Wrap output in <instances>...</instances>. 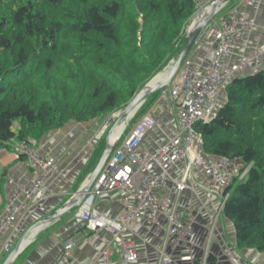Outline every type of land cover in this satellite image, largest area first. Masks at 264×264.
Returning a JSON list of instances; mask_svg holds the SVG:
<instances>
[{
	"label": "trees",
	"instance_id": "16d2710c",
	"mask_svg": "<svg viewBox=\"0 0 264 264\" xmlns=\"http://www.w3.org/2000/svg\"><path fill=\"white\" fill-rule=\"evenodd\" d=\"M196 11L195 0H0V150L124 109L178 57ZM226 95L199 127L201 151L254 163L223 215L238 248L264 251V70L233 80Z\"/></svg>",
	"mask_w": 264,
	"mask_h": 264
},
{
	"label": "crops",
	"instance_id": "0c3cea01",
	"mask_svg": "<svg viewBox=\"0 0 264 264\" xmlns=\"http://www.w3.org/2000/svg\"><path fill=\"white\" fill-rule=\"evenodd\" d=\"M195 1L199 10L214 0ZM248 1L252 4L249 5ZM241 17L246 18L249 25L242 31L241 38L231 44L224 63L228 66L237 65L243 57L254 60L244 70L238 72L233 80L264 70V51H260L264 46V0H232L216 14L176 77L179 78L187 72L196 76L204 75L210 69L217 44L212 30H217ZM162 74H168L167 70ZM151 100L148 104L152 106L151 116L156 120V127L142 141L141 150L155 153L177 134L180 121L176 100L163 94ZM226 101L227 95L224 90L216 98L217 113ZM103 120L84 123L70 121L63 128L37 140L39 155L58 162L59 175L52 186L50 198L21 222L19 238L14 242L16 245L35 223L53 214L85 183L98 161L96 154L101 141L98 145H93V141L101 129ZM125 132L117 134L116 138L120 135L122 138ZM19 142L16 137L7 144V149L0 150V219L13 207V188L10 181L26 184L33 177L26 158H22L16 151ZM154 174L159 175L160 171L156 169ZM169 175L174 181L182 180L184 165L179 162L170 170ZM195 180L198 183L197 191L183 192L178 202L182 209H192L194 212L196 218L194 234L187 248L167 245L165 251L172 257L171 264H205L209 256L216 258V264H233L227 257L229 250L239 252L242 264H264V251L256 247H237L234 224L224 217L223 211L216 220V212L221 208V202L210 200L209 180L199 169H195ZM172 191L173 189L166 190L168 193ZM134 203L126 190L118 189L97 195L92 206L101 213L111 210L113 216H118L130 209ZM78 209L30 234L28 239L24 240V246L13 264H56L62 257L63 244L67 239H72L76 245L70 264H106L100 254L109 235L104 231L95 233L88 231L85 223L75 215ZM1 235L2 238L5 236ZM124 239L133 243L139 259L134 262H123L114 254L108 264L158 263L159 250L165 244L163 229L142 219L139 231L128 232ZM8 256H5L0 264H3Z\"/></svg>",
	"mask_w": 264,
	"mask_h": 264
},
{
	"label": "built area",
	"instance_id": "2783aa9c",
	"mask_svg": "<svg viewBox=\"0 0 264 264\" xmlns=\"http://www.w3.org/2000/svg\"><path fill=\"white\" fill-rule=\"evenodd\" d=\"M247 3L252 4L251 1ZM248 25L247 19L241 17L212 30L217 44L210 69L202 76L187 72L179 78L175 77L170 87L162 90L163 96L177 101L180 124L177 134L157 152L141 150L142 141L156 127V120L151 115L141 116L122 138L121 135L117 137L116 148L98 175L87 200L75 214L85 223L88 231H104L109 235L100 254L106 264L112 261L114 254L123 262L139 259L135 246L126 241L124 236L128 232L139 231L142 219L163 229L165 244L159 250L157 264L172 263V257L165 251L168 244L184 248L190 246L196 218L192 209H182L178 202L183 192L197 191L195 169L201 170L209 180L210 200L221 202L216 220L231 196L230 189L234 182L247 179L254 163H247L240 157L215 159L204 155L201 151L202 133L195 126L209 124L216 117V98L220 92L226 90L238 72L254 62L243 57L237 65L228 66L224 63L231 44L241 38L242 31ZM260 51H264V46ZM107 128L97 132L93 145H98L104 139ZM38 145L36 139L29 138L20 141L16 148L17 153L26 158L33 177L26 184L10 181L13 207L0 219V263L16 247L14 242L19 238L23 219L50 198L52 186L59 175L58 162L41 157ZM179 162L184 165V177L174 181L169 172ZM156 169L160 171L159 175L154 174ZM118 189L126 190L135 202L123 214L113 216L111 210L101 213L92 206L97 195ZM167 189L173 191L168 193ZM1 234L5 236L2 238ZM75 247L74 241L67 239L63 244L62 257L56 264H70ZM227 257L233 264H242L237 250H229Z\"/></svg>",
	"mask_w": 264,
	"mask_h": 264
},
{
	"label": "water",
	"instance_id": "95a60500",
	"mask_svg": "<svg viewBox=\"0 0 264 264\" xmlns=\"http://www.w3.org/2000/svg\"><path fill=\"white\" fill-rule=\"evenodd\" d=\"M230 1L232 0H214L212 3L208 4L194 15V17L191 19L186 28V38L182 50L178 55L177 59L171 62V66L169 67L170 71L167 79L164 82L155 85L153 84V81L149 82L133 98V100H131L129 104L118 113L117 118H115V123L113 127L109 130L106 135L105 148L103 154L101 155L99 162L97 163L93 172L88 176L85 183L79 188V190H77L73 194L72 198H70L66 203H64L60 207H58L53 214L35 223L25 234V236L18 242L14 250L9 254L3 264H13L14 260L17 256H19L24 246V240L30 234H32L34 231L43 229L45 226L50 225L53 222L58 221L63 216L74 211L75 209H78L84 203V201L87 200L88 193L90 192L98 175L102 171L107 160L109 159L118 144V140L116 138L117 128L125 120L130 118L133 113L137 112L143 106L148 97L152 96L158 91H162L163 89L170 87L174 78L181 71L188 57L193 52L198 40L205 32V30L209 27L211 21L214 19L216 14L225 6V4Z\"/></svg>",
	"mask_w": 264,
	"mask_h": 264
},
{
	"label": "rangeland",
	"instance_id": "374dc122",
	"mask_svg": "<svg viewBox=\"0 0 264 264\" xmlns=\"http://www.w3.org/2000/svg\"><path fill=\"white\" fill-rule=\"evenodd\" d=\"M204 8V7H203ZM202 9V8H201ZM201 9H197V11H196V13L197 12H199ZM195 13V14H196ZM194 14V15H195ZM194 17V16H193ZM192 17V18H193ZM191 18V19H192ZM191 21V20H190ZM140 22H142V19H140ZM187 28V27H186ZM186 30V29H185ZM175 59H177V57L175 58ZM171 62H172V58H170L168 61H167V63L166 64H164L160 69H159V72H157L158 74H156V76L154 75V77L153 78H150L147 82L149 83V82H151L155 77V80L153 81V82H155V81H157V82H160V81H163L165 78H164V76L166 77V75L168 76L169 75V71H170V66H171ZM165 70H167V73L168 74H162ZM146 82V83H147ZM162 91H160V92H158L157 94H156V96L157 97H159V96H162ZM157 97L156 98H154V99H157ZM152 100H151V98L149 99V98H147V104L145 103L144 104V107H142V109H139L138 110V113L137 114H135V116L132 118V120L131 119H127V120H125V121H128V123H127V125H126V130H129V129H131V127H133V125L136 123V121L141 117V116H143V115H151V112H152V106H150V104H148V103H150ZM121 111V109H119V110H116V111H114V112H112L111 114H108L107 116H104V117H102L101 119H104L103 120V124H102V126H101V128H104V127H106V126H108V128H107V131H106V135H107V133L109 132V130L113 127V125H114V123H115V119H114V116L116 117L117 115H118V113ZM133 115V114H132ZM117 118V117H116ZM124 121V122H125ZM124 122L121 124V125H123L124 124ZM199 125H196L195 126V129L197 130V131H199L200 132V130H199ZM125 132V131H124ZM106 135L104 136V139L103 140H106ZM102 140V141H103ZM102 141L100 142V144H99V146H98V148H97V151L98 152H100L101 151V149H102V147H103V143H102ZM102 154H103V152H102ZM99 156H98V154H96V160H98L97 161V163L99 162ZM97 165V164H96ZM240 183H242V181H240V180H237V181H235L234 182V184H233V187H232V189L230 190V192L231 193H233L234 192V190H235V188L240 184Z\"/></svg>",
	"mask_w": 264,
	"mask_h": 264
},
{
	"label": "bare ground",
	"instance_id": "6f19581e",
	"mask_svg": "<svg viewBox=\"0 0 264 264\" xmlns=\"http://www.w3.org/2000/svg\"><path fill=\"white\" fill-rule=\"evenodd\" d=\"M167 77H168V76H166L165 79H164L163 81H160V82L155 81V82H153V84L155 85V84H159V83H161V82H164V81L167 79ZM154 80H155V79H153L152 81H154ZM133 115H134V113H133ZM133 115H131V117H132ZM131 117H130V118H131ZM130 118H129V119H130ZM128 121H129V120H128ZM128 121H125L123 125H120V126L117 128V130H116V132H117L116 135H117V134L119 135L120 133H122V132L127 128L126 125H127ZM33 238H34V237H33ZM27 239H28V238H27ZM29 240H30V239H29Z\"/></svg>",
	"mask_w": 264,
	"mask_h": 264
}]
</instances>
